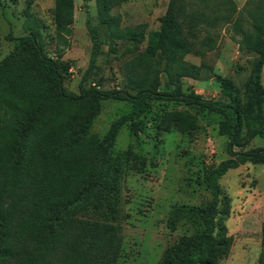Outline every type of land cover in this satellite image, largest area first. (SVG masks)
Masks as SVG:
<instances>
[{
  "label": "trees",
  "instance_id": "16d2710c",
  "mask_svg": "<svg viewBox=\"0 0 264 264\" xmlns=\"http://www.w3.org/2000/svg\"><path fill=\"white\" fill-rule=\"evenodd\" d=\"M82 1L91 55L78 93L64 86L71 68L63 56L71 46L74 0H54V56L45 51L39 23L26 8L27 34L15 38L13 50L0 61V264H56V259L115 263L122 242L117 225L121 165L141 172L143 163L130 153L114 157L113 148L121 128H137L154 101L184 106L154 116V126L162 132L191 133L198 128L197 114L218 115V133L226 137L229 155L204 169L211 194L206 205L170 210L168 229L183 221L193 233L167 248L157 264H217L230 248L224 225L228 208L219 207L218 181L247 163L264 164V149L246 150L254 137L264 138V0H247L241 9L232 0H216L210 12H187L181 0H170L159 29L147 34L143 52V26L122 27L113 13L129 0H94L98 25L91 0ZM218 25L230 26L240 47L255 59L241 89L231 79L217 77L221 95L215 100L191 87L184 90L182 79L200 78L201 68L187 63L185 56L203 57L215 49L216 31L208 30ZM116 42L128 44L122 52L128 57L123 64L125 89H99V84L86 88L102 47L116 53ZM162 74L167 90L159 89ZM106 100L126 102L131 109L99 137L91 127ZM261 247L260 264L264 222Z\"/></svg>",
  "mask_w": 264,
  "mask_h": 264
},
{
  "label": "rangeland",
  "instance_id": "374dc122",
  "mask_svg": "<svg viewBox=\"0 0 264 264\" xmlns=\"http://www.w3.org/2000/svg\"><path fill=\"white\" fill-rule=\"evenodd\" d=\"M241 9L247 0H233ZM170 0H129L116 7L114 14L121 18L122 27L143 26L144 41L139 50L147 46V34L156 31ZM187 12H210L216 0H181ZM28 8L41 28L44 49L54 56L56 48L53 22L54 0H0V61L14 48L17 37L26 35L24 10ZM94 24L98 25L95 2H89ZM86 14L82 0H74V24L71 46L65 51L63 60L71 68L64 86L78 93V85L88 68L91 41L85 25ZM183 25L185 20L181 17ZM100 35H102V26ZM216 47L206 56L189 53L185 61L201 68L199 79L183 78V88L192 90L206 99L218 100L221 95L217 77H227L241 89L252 68L255 56L240 47L239 37L230 26H217ZM203 33L198 34L201 37ZM117 52L110 53L102 47L96 66L89 74L84 86L99 89H125L123 64L128 59L122 56L127 43L116 42ZM160 90H167L166 78L160 76ZM264 86V68L263 80ZM130 104L113 100L102 102L100 114L94 120L91 132L102 137L110 124L119 116L129 112ZM184 106L173 102L154 101L150 110L141 117L137 128L125 124L115 141L113 156L130 153L143 163L141 172L121 165V193L117 225L122 228L119 256L114 264H157L165 250L180 238L193 233L185 222L168 229L167 220L172 207L198 208L206 205L211 194L203 181L204 169L229 158L226 151L227 139L218 133L220 117L214 114H197L198 128L191 133L176 130L158 131L154 116L163 111L183 110ZM253 127H258L253 122ZM264 149V138L254 137L246 150ZM221 204L228 208L224 220L230 248L217 264H260L261 230L264 222V164H245L229 170L218 181ZM56 264H67L56 259ZM86 264H105L90 261ZM264 264V258L262 259Z\"/></svg>",
  "mask_w": 264,
  "mask_h": 264
},
{
  "label": "crops",
  "instance_id": "0c3cea01",
  "mask_svg": "<svg viewBox=\"0 0 264 264\" xmlns=\"http://www.w3.org/2000/svg\"><path fill=\"white\" fill-rule=\"evenodd\" d=\"M233 1V0H232Z\"/></svg>",
  "mask_w": 264,
  "mask_h": 264
}]
</instances>
